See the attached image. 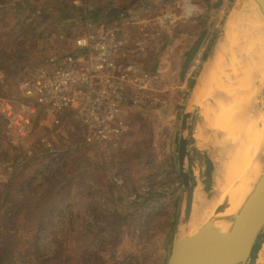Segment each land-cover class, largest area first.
I'll list each match as a JSON object with an SVG mask.
<instances>
[{"label":"rangeland","instance_id":"rangeland-1","mask_svg":"<svg viewBox=\"0 0 264 264\" xmlns=\"http://www.w3.org/2000/svg\"><path fill=\"white\" fill-rule=\"evenodd\" d=\"M139 1L151 11H174L179 16L152 60L165 80L166 106L126 111L134 117L138 136L130 138V146L115 164L75 141L60 147L57 135L53 136V151L47 148L46 155L36 136L45 130L39 122L34 134L25 139L39 153L24 157V144L0 120V242L5 237L11 248L8 254L0 249L2 264H27L28 259V264L40 260L44 264L49 257L60 255L55 252L61 245L63 254L70 256L66 259L64 255L66 264H83L81 253H86L84 262L89 264L167 263L185 194L180 148L185 141L183 162L191 185L199 186L207 146H196L194 134L198 127L206 132L216 124L214 119L204 121L201 108L189 105V98L216 36L239 0H0V77L15 82L38 56L59 46L60 34L80 33L87 27L86 19L92 24L99 15L113 21L116 7L125 10ZM72 6L78 10H70ZM72 11L77 16L69 17ZM82 14L85 19L80 18ZM234 39L236 45L243 40ZM227 56L224 53L221 63ZM257 97L264 114V88ZM213 105L211 111H216ZM183 116L187 118L184 127ZM211 140L206 142L215 152ZM45 195L63 201L50 225L34 235L39 254L25 256L22 247H32L25 236L27 220L40 212ZM19 204H24L25 211ZM263 245L264 231L247 264H255ZM47 264L56 263L51 259Z\"/></svg>","mask_w":264,"mask_h":264},{"label":"built area","instance_id":"built-area-1","mask_svg":"<svg viewBox=\"0 0 264 264\" xmlns=\"http://www.w3.org/2000/svg\"><path fill=\"white\" fill-rule=\"evenodd\" d=\"M142 2L116 7L113 21L99 15L80 33L60 34L59 46L15 82L0 77V120L24 144V157L35 154L25 139L39 121L45 130L36 136L46 150L57 135L60 147L75 141L116 163L138 136L126 110L166 106L165 80L152 60L179 16Z\"/></svg>","mask_w":264,"mask_h":264},{"label":"bare ground","instance_id":"bare-ground-1","mask_svg":"<svg viewBox=\"0 0 264 264\" xmlns=\"http://www.w3.org/2000/svg\"><path fill=\"white\" fill-rule=\"evenodd\" d=\"M246 2L249 7L238 3L226 20L223 38L190 99V105L201 108L204 121L214 119L216 123L214 130L205 132L198 127L194 134L196 146H207L205 153L215 164V177L208 197L209 215L204 220L198 216L197 186L191 225L184 227L182 218L179 221L177 245L183 251L211 231L213 217L221 216L237 201L264 168V114L257 97L264 88V25L257 9ZM235 37H242L240 45L235 44ZM224 53L227 60L221 63ZM213 103L216 111H211ZM211 138L215 152L206 142ZM255 264H264V245Z\"/></svg>","mask_w":264,"mask_h":264},{"label":"water","instance_id":"water-1","mask_svg":"<svg viewBox=\"0 0 264 264\" xmlns=\"http://www.w3.org/2000/svg\"><path fill=\"white\" fill-rule=\"evenodd\" d=\"M247 1L257 9L259 18L264 25V0ZM240 2L242 5H245V7H249L246 0H239V3ZM223 29L222 27L221 32L216 36L207 54L197 83L199 82V77L203 78L202 74H204V69H207L210 60L216 53L215 48L223 38ZM191 96L188 102L189 105ZM186 122L187 118L183 116V127ZM185 156L186 142L183 141L179 151V169L185 194L181 204L177 228L172 238L170 255L166 264H247L253 253L256 242L264 231V168L253 185L248 188L237 201H235L221 216L215 215L213 217L212 220L214 224L211 231L199 238L187 251H183L180 250L177 245L179 221L182 218L184 227H189L191 225L195 203V188L197 187L192 186L190 183V176L183 162ZM204 156L205 168L201 183L198 186L199 190L197 196V201L200 203L198 216L202 220L209 215L208 197L212 196V182L215 177V164L211 156L206 153ZM184 201L185 207H183ZM198 226H200L201 229V225Z\"/></svg>","mask_w":264,"mask_h":264},{"label":"trees","instance_id":"trees-1","mask_svg":"<svg viewBox=\"0 0 264 264\" xmlns=\"http://www.w3.org/2000/svg\"><path fill=\"white\" fill-rule=\"evenodd\" d=\"M72 7H73V8H72ZM72 7H71L70 10H72V9L78 10V8H77L76 6H72ZM79 11H80V9H79ZM70 14H71V15H70ZM70 14H69V15H70L69 17H71L72 14H73V16H77V12H73V11H72V13H70ZM94 14H95V13H94ZM80 18H81V19L84 18L83 14L80 16ZM66 24H67V23H66ZM41 151H44L46 155H47V153H48V152L46 151L45 148H42ZM38 153H39V152L35 153V156H34V157H36V155H37ZM50 154H52V153H50ZM53 155H56V154L53 153ZM52 158H55V157H52ZM52 158H49L48 161H51ZM121 158H122V156H121ZM23 160H24V158H23ZM19 161H20V159H19ZM46 164H50V163H46ZM113 164H115V163H113ZM44 167H46V165H44ZM47 168H48V167H47ZM62 201H63V200L60 199V198L57 197V196L45 195V196L42 198V201H41L40 212H38V214H37L35 217H33L32 219L29 218V219L27 220V222L30 221V224L28 225V230H29V232H27V233L25 234V236H26V238L28 239V243L31 244L32 247H30V248H29V246H26V247L23 246V247H22V252L25 253V256H29V257H30V256L33 255V253H34V255L36 254L35 256H37V255L39 254V249H38L37 241L35 240L34 235H35L36 233H38L39 231L46 229V228L50 225L51 220H52L53 217H54V214H53V213H54L55 209L57 208V206H58ZM23 206H24V204H19V205H18V207H19L20 209H22V210L24 209ZM44 208H45V212H43V209H44ZM2 209H3V204H2L1 207H0V213H1ZM23 211H25V210H23ZM26 227H27V226H26ZM111 228H112V232H111V231H110V232L113 233V232L115 231V227L112 226ZM5 235H6V234H5ZM2 239H3V241L0 242V249L5 250L6 253L8 254L9 252H11V248H9L10 243H9L8 241L4 240L5 237H3ZM14 245H16V244H14ZM16 246H17V245H16ZM13 247H15V246H13ZM31 251H33V252H31ZM63 252H64V248H63L62 245H61V246H59V250H57V251L55 252V253H57V254H58V253L60 254L58 257H53V258L49 257L48 259L45 260V262H42V263L47 264L49 260L54 259V261H55L56 264H66V262H67L66 259H69L70 256H69V255H65V254H63ZM64 255H65V258H66V259H64ZM80 256H82V257L84 256V257L81 259L82 262H83V264H89V263L86 262V261L84 262V260H85V256H86V253H81ZM29 261H31V260L28 259V260H27V264H28ZM40 263H41V260L39 261L38 264H40ZM0 264H2L1 261H0ZM9 264H14V263L9 262ZM30 264H31V263H30Z\"/></svg>","mask_w":264,"mask_h":264},{"label":"crops","instance_id":"crops-1","mask_svg":"<svg viewBox=\"0 0 264 264\" xmlns=\"http://www.w3.org/2000/svg\"><path fill=\"white\" fill-rule=\"evenodd\" d=\"M5 10L6 11H9L7 8H5ZM8 14V13H7ZM86 27V26H85ZM55 49V48H54ZM53 49V50H54ZM155 67V69H157L158 70V68L156 67V66H154ZM127 110H129V111H134V110H139V111H144V110H147L146 108H140V107H137V108H128ZM126 110V111H127ZM126 116L128 117V120H130L131 122L132 121H134V117L133 116H130V114H126ZM38 120V119H37ZM39 122V121H38ZM132 127H133V129H135L134 128V124H132ZM138 133V132H137Z\"/></svg>","mask_w":264,"mask_h":264}]
</instances>
